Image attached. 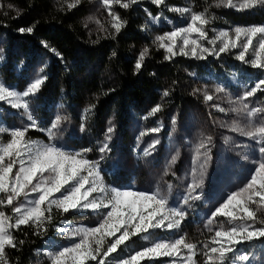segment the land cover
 <instances>
[{
    "label": "rangeland",
    "instance_id": "1",
    "mask_svg": "<svg viewBox=\"0 0 264 264\" xmlns=\"http://www.w3.org/2000/svg\"><path fill=\"white\" fill-rule=\"evenodd\" d=\"M60 1L68 5L78 4L81 1L88 4L84 24L89 36L102 38L115 33L111 24L112 17L109 15L108 8L102 4V0H79L78 3L77 0ZM189 1L191 4L194 2V0ZM209 1L210 5L205 4L203 8L197 9L190 5L178 4L173 0H165V3L160 6L152 3L151 0H137L134 4L144 6L147 11V25L143 32L150 37V46L140 48V52L144 48L149 50L145 60L151 56L152 49H158L164 53V56L166 55L165 50L158 48L153 40L158 35L186 26L191 13L206 14L209 20L205 26L208 39L214 38L221 30L231 32L234 26L264 25V20L255 23L246 21L249 12L264 11V7L236 10L223 6L217 7V0H207V3ZM128 2L129 0H121L120 4L114 3L111 11L119 15V8L123 3ZM146 3L152 4L156 11L151 10ZM9 6L7 2L0 0V82L10 90L23 92L37 77H46L44 81L46 82L51 62L50 55L56 56V54L52 51L44 55L38 53L37 59H33L15 48L12 49L7 29L3 27L6 26L3 20L9 14H18L19 10L12 5ZM170 8H189L191 12L182 14L169 11ZM229 13H233L235 17H229ZM155 17L160 19L154 22L152 18ZM236 17L238 19H235ZM203 43L205 47H211L207 40ZM216 46L219 47V42ZM14 51H17L19 55L14 54ZM239 51L240 49L237 48L222 53L219 57L206 55L203 59L183 55L173 57L171 60L180 57L191 59L200 66L198 72L184 69L185 75L181 84L183 94L180 97L168 96L169 90L159 88L154 99L147 100L146 104L120 107L121 109L115 105L113 111L103 114L99 125L95 124L93 116L96 111L92 104L85 103L73 108L67 103L64 93L56 98L52 96L47 98L42 93L43 83L36 94H30L25 98L29 104L27 110H16L6 102H0V127L6 129L5 132L0 133V144L8 142L12 130L31 123L26 118L30 113L37 123V128L32 130L42 131L47 139L32 137L28 131L25 139L40 144L53 143L71 153L91 149L85 156L90 161L99 160V175L106 189L154 191L159 187L168 198L167 207L177 208L185 214L178 229L156 228L150 229L147 233L131 236L115 253L106 258V264L121 258L126 259L129 254H134L135 251L142 250L144 247H150L154 242L173 241L180 236H184L186 242L197 244V254L193 257L195 264H205L202 245L211 241L214 232L219 230L218 226L223 225L225 229L232 226L228 218L222 215L213 217L212 213L224 202L229 193L245 186L255 166L253 161L261 159L258 151L259 144L231 130L234 125L244 127L247 124L243 113L233 111L238 107L234 102L264 78V73L260 69L236 58ZM253 58L251 52L246 54V59ZM165 61L170 60L165 59ZM217 87L222 88L223 91L216 92ZM165 91L168 92L167 96L163 95ZM207 95H211L213 99L207 101ZM89 100L90 98L87 102H90ZM245 103L249 104L250 108H264V90L258 89L254 96L245 100ZM158 104L161 110L154 115H149L151 109ZM218 108H224L225 111L221 112ZM85 109H88L86 113ZM57 116L62 118L61 123L53 130L54 137L50 139L48 129ZM173 117H175L174 124ZM253 120L257 123L264 120V113H258ZM109 126L114 127L108 144L110 150L103 153V159H100L101 153L98 149L105 140L104 133ZM156 127H160L161 130L158 133L152 132L151 130ZM207 136L212 137V143L209 146L211 150L208 154L210 159L204 170L203 185L194 194L199 195L200 198L189 199L188 203L184 204L182 197L186 194V189L192 180L194 148ZM156 140H159V144L145 155L144 149ZM173 156H176L175 164L171 163ZM197 175H199L198 163ZM22 203H24L23 197L16 202V204ZM0 210L8 216H13L11 207H0ZM66 214L69 215L64 216L59 223L52 226V240L47 249H41L36 254L32 264H50L46 253L70 246L73 241L68 237L69 232L79 227H96L101 219L100 214L91 210L79 212L70 210ZM45 215L47 216L46 213ZM209 219L213 221L211 225L208 224ZM14 220L13 217V223ZM259 220H264V212H257V221ZM49 223L44 224L42 233H47ZM260 226L259 223L255 225V227ZM58 228H62L63 232L58 231ZM209 228L212 231H209ZM120 234L117 233V237ZM74 239L78 242L79 238ZM114 239L115 237H109L107 242L110 243ZM242 253L250 256V264H264V238L237 245L235 253H228L223 264H237L236 257ZM147 260H142L140 264ZM155 260L171 264L172 258L161 257ZM88 264H95V262L89 261Z\"/></svg>",
    "mask_w": 264,
    "mask_h": 264
},
{
    "label": "snow or ice",
    "instance_id": "2",
    "mask_svg": "<svg viewBox=\"0 0 264 264\" xmlns=\"http://www.w3.org/2000/svg\"><path fill=\"white\" fill-rule=\"evenodd\" d=\"M151 2L160 6L165 3V0H151ZM114 3L120 4L121 0H102V4L108 8L109 15L112 17V28L119 33L125 22L121 21L117 13L111 11ZM134 3H137V0H129L128 3H123L122 7L127 9ZM216 6L246 10L257 6L264 7V0H217ZM169 11L182 14L191 12L189 8H170ZM148 15L151 18V13ZM152 19L156 22L160 17ZM208 23L205 13H191L186 26L177 27L156 36L153 43L165 50L167 60L177 55L198 59L206 58V55L219 57L222 53L239 48L236 58L264 73V25L234 26L231 32L221 30L214 38L208 39L205 31ZM19 31L31 34L34 28L30 26L26 29L21 28ZM204 40H207L211 47H205ZM44 46L47 47V44L45 43ZM50 50L60 56L55 49ZM148 51V48H144L140 52L134 65L137 71L141 69ZM250 52L254 58L248 60L246 54ZM115 54L113 52V55ZM45 79L46 77L35 78L23 92L10 90L0 82V102H6L16 110H27L29 104L25 98L30 94H36ZM258 89L264 90V78L234 102L238 107L233 111L243 113L247 124L244 127L234 125L231 130L259 144L258 151L261 159L253 161L255 166L245 186L229 193L224 202L212 213L213 217L222 215L228 218L232 226L227 229L223 225L218 226L219 230L214 232L211 241L202 245L205 264H223L228 253H235L237 245L264 238V220L257 221V212H264V120L259 123L253 120L258 113H264V108H250L249 104L245 103V100L254 96ZM221 91H223L222 88H216V92ZM163 95L167 96L168 92L165 91ZM212 99L211 95L206 96L207 101ZM160 110L158 104L151 109L149 115H154ZM218 110L225 111L224 108H218ZM87 111L88 109H85V113ZM26 118L31 123L12 130L8 142L0 144V207H11L13 213V216H8L0 210V264H7L6 246L12 248L17 246L11 234L12 230L32 224L38 232L41 231L44 224L51 220L50 213L53 206L64 213L70 210L77 212L91 210L100 214L101 219L96 227H79L69 232L68 237L73 241L70 246L46 253L50 264H88L89 261H94L95 264H106V258L115 253L131 236L147 233L150 229L172 230L180 227L185 214L177 208L167 207L168 198L159 187L154 191L106 189L99 175V160L90 161L85 156L91 149L71 153L53 143L40 144L27 140L26 132L36 129L37 123L30 113ZM61 119L57 116L48 129L50 139L54 137L53 130L61 123ZM172 123H175V117L172 118ZM81 130H84L83 125ZM160 130V127H156L151 131L158 133ZM5 131L4 127H0V133ZM113 131V126L105 130V140L98 149L101 153L100 159H103V153L110 150L108 144ZM211 143L212 137L207 136L194 148L192 180L186 189V194L182 197L184 204H187L189 199L200 198L199 195L194 194L203 185L204 170L210 159L208 154ZM156 144H159V140L146 147L144 154L148 155L150 149ZM175 162L176 156H173L171 163L175 164ZM197 163L199 175H197ZM21 197L24 198V203L16 204ZM46 212L49 213L48 216L45 215ZM212 222L209 219L208 224L211 225ZM257 223L261 226L255 227ZM57 230L63 232L62 228ZM209 231L212 229L209 228ZM117 233L121 234L117 237ZM76 237L79 238L78 242L74 239ZM109 237H115V239L108 243ZM196 249L197 244L186 242L185 237L180 236L173 241L154 242L150 247H144L142 250L135 251L134 254H129L126 259L121 258L111 264H140L142 260L161 257L172 258L171 264H177V262L195 264L193 257L197 254ZM236 259L237 264H250V256L247 253L238 254Z\"/></svg>",
    "mask_w": 264,
    "mask_h": 264
},
{
    "label": "trees",
    "instance_id": "3",
    "mask_svg": "<svg viewBox=\"0 0 264 264\" xmlns=\"http://www.w3.org/2000/svg\"><path fill=\"white\" fill-rule=\"evenodd\" d=\"M3 1L19 10L18 14H9L3 20L12 49L33 59H37L38 53L48 54L50 49L60 54L50 55L47 80L42 86L43 95L56 98L64 93L67 103L73 108L85 103L92 104L97 125L101 123L103 114L113 111L115 105L123 108L146 104L147 100L154 99L159 88L169 90L168 96L180 97L183 94L181 84L184 69L200 71V66L191 59L180 57L165 61L164 53L158 49L151 50V56L146 58L139 71L135 69L140 48L150 43V37L143 32L147 25L144 6L130 4L127 9L120 7L119 16L125 22L121 31L108 37L95 38L89 36L85 29L84 17L88 4L84 1L73 4L74 7L60 0ZM173 1L197 9L211 4L207 0H194L193 4L189 0ZM146 5L156 11L152 4ZM228 16L235 17L233 13ZM261 20H264V11L249 12L246 17L248 23ZM30 26L34 28L31 34L19 31ZM17 51L14 54L19 55ZM113 52L116 54L113 55ZM89 98L90 102H87ZM28 133L32 137L47 139L46 134L39 130L30 129ZM68 215L53 206L47 233L38 232L32 224L13 229L11 234L17 246H6L7 264H32L36 254L41 249H47L52 240V226ZM143 264L166 263L154 259Z\"/></svg>",
    "mask_w": 264,
    "mask_h": 264
}]
</instances>
